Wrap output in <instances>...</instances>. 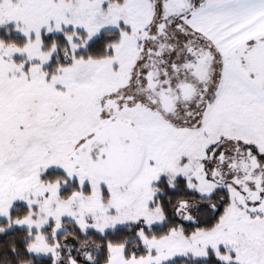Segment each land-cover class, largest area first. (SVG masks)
<instances>
[{
	"label": "snow or ice",
	"instance_id": "6c2138e0",
	"mask_svg": "<svg viewBox=\"0 0 264 264\" xmlns=\"http://www.w3.org/2000/svg\"><path fill=\"white\" fill-rule=\"evenodd\" d=\"M0 264H264V0H0Z\"/></svg>",
	"mask_w": 264,
	"mask_h": 264
}]
</instances>
